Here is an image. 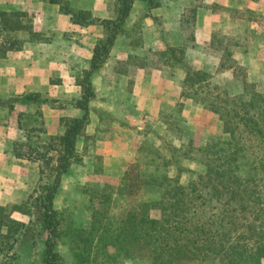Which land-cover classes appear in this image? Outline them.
Listing matches in <instances>:
<instances>
[{
    "label": "trees",
    "instance_id": "obj_1",
    "mask_svg": "<svg viewBox=\"0 0 264 264\" xmlns=\"http://www.w3.org/2000/svg\"><path fill=\"white\" fill-rule=\"evenodd\" d=\"M135 1L147 3V11L161 5L160 0H118L116 18L100 20L87 11L72 12L63 0H49L58 4L60 11L75 24L102 25L104 38L92 49L89 69L82 71L81 78L76 81L80 87L78 98L69 103L83 111L80 118L69 119L61 135L49 136L41 142L43 130L17 121L25 140H15L10 152L17 159L36 164L37 180L19 205L0 206V264H19L17 247L34 232L36 236L47 234L43 264H58L54 246L60 223L54 198L62 176L76 156V142L90 122L89 102L95 96L91 76L106 61ZM202 8H205L203 3H198L184 15L183 12L180 29L189 25L192 30L197 12ZM25 17L26 14L18 11L0 10V57L22 48L16 38L20 32L39 39V33H33L30 26L23 24ZM194 39L193 32L185 41L191 43ZM211 45L209 42L208 46ZM181 47L178 50L183 54L184 42ZM172 49L164 54L166 63L177 62ZM231 59L232 51L226 49V62L230 60V63L218 65L215 73L185 68L181 83V96L215 114L226 138L209 142L200 149L205 158L198 163L202 169L190 173L193 176L185 183H181L182 169L178 165L175 168L180 172L175 176V186L166 175L152 180L151 185L159 189V196L147 201L142 209L127 214L131 245L119 246L114 239L115 244L109 242L101 247L103 252L95 247L99 264L116 258L119 264H125L124 257L136 255L141 248L146 249L148 264H177L184 260L191 264H264V93L248 79L245 69ZM227 72L226 86H223L216 74ZM16 100L38 104L37 95L27 94L15 100L0 99V108L12 110ZM31 138L36 140L31 141ZM187 147H181L182 159L190 156V151L185 150ZM14 213L24 215L27 221L13 218ZM105 229L103 225L99 231L98 244L108 231ZM119 234L122 236V232Z\"/></svg>",
    "mask_w": 264,
    "mask_h": 264
},
{
    "label": "rangeland",
    "instance_id": "obj_2",
    "mask_svg": "<svg viewBox=\"0 0 264 264\" xmlns=\"http://www.w3.org/2000/svg\"><path fill=\"white\" fill-rule=\"evenodd\" d=\"M166 1L169 3L167 7H170L167 18H172L165 24L161 19L162 37L168 47L175 43L185 44L183 54L179 58L181 60L177 58L176 67L166 69L168 73L157 77L155 82L136 86V67H143L151 62L161 64L155 56L158 48H155L157 45L154 42L161 30L159 33L152 31L153 28L149 31L150 28L143 24L141 15H138L133 17L127 28L131 40L130 58L117 64L106 60L107 65L99 76L93 77L99 89H96L97 95L89 103L90 122L76 142V156L68 172L62 176L60 188L54 198V209L60 223L54 246L58 264H99L100 259L94 250L95 247H100L99 252H103L101 247L109 242L115 244L114 239H117L119 246L130 244L127 214L137 211L138 208L142 209L147 201L159 196L160 191L151 185L152 180L166 175L171 178L170 184L175 186V176L180 172L175 168L178 165L182 169L181 183H185L202 169L198 163L205 161V158L200 149L209 142H220L226 138L222 123L215 114L202 111L190 99L181 96L180 81L185 75V68L188 70L193 67L215 73L218 65L226 66L230 63V60L226 62V49L234 54L235 46L232 45L242 42L244 35H260L258 38L262 39L264 34L249 28L244 30L242 36L239 32L226 31L224 5L207 4V0ZM198 3H203L219 16L220 20L215 23L219 26L212 29L209 35L211 46H199L188 52L191 43L185 40L191 33L196 32L195 25L192 30L189 25L181 30L178 16L181 10L184 15ZM242 14L248 22L259 25L262 22V16L255 10H235V16ZM155 24H159V21ZM257 30L261 31L262 28L258 27ZM31 31L39 33L33 28ZM74 44L80 45L78 42ZM231 60L234 61V58ZM82 65L83 60L77 56L72 58L70 74L58 72L52 75L54 82H66L68 88L56 91L51 96L36 92L34 95H37L38 104L16 100V109L15 106L12 110L4 108L7 117L4 118L3 126L10 128L13 124L17 127L18 120L26 126L34 125L44 132L40 133V142L51 132L63 131L71 118L60 114L80 93L79 89L71 88L70 84H76L81 78ZM176 68H180L178 74L173 73ZM216 76L217 80L226 86V73ZM135 86L141 90L143 96L134 89ZM257 88L264 93L262 84L257 85ZM135 91L136 96L133 95ZM19 96L2 100H15ZM19 135L20 132L16 135L17 138ZM18 139L25 140L22 137ZM35 140L31 138V141ZM10 143L11 141L6 144L8 149ZM186 146L188 147L185 150L190 151V156L182 159L181 147ZM17 166L20 167L19 171H22L24 184L29 183L30 190L37 179L36 164L19 161ZM15 218L22 219L18 215ZM122 218L125 219L121 221ZM103 225L108 231L98 244L99 231ZM119 232H122V236ZM36 233L34 232L31 238L23 239L17 247L19 264H43L47 234L44 232L36 236ZM124 260L125 264H148L146 249L141 248L133 256L127 254ZM101 264H119V260L116 258ZM177 264L191 263L184 260Z\"/></svg>",
    "mask_w": 264,
    "mask_h": 264
},
{
    "label": "crops",
    "instance_id": "obj_3",
    "mask_svg": "<svg viewBox=\"0 0 264 264\" xmlns=\"http://www.w3.org/2000/svg\"><path fill=\"white\" fill-rule=\"evenodd\" d=\"M63 1L68 4L72 12L78 13L80 11H87L94 18L100 20H114L119 10L118 0ZM167 2L166 0H160L161 5L158 8L147 11V3L135 1L128 18L122 26V30L116 36L107 56L106 60L108 62L112 60L114 64L120 61H126L130 58L131 40L127 28L130 26L135 16L141 15L140 19H142L144 25L150 28L149 31L153 28L152 31L159 33V30H161L158 37L156 36V41L154 40L157 45L155 48H158V51H156L158 53H155V56L160 60L161 64L157 65L151 62L143 67H136L135 72L138 78L135 83L138 87H141L145 82H155L157 77H162V74L168 73L166 69L176 67L175 62L166 63L163 60L164 54L168 49L173 48L172 56L174 58L179 59L182 54L178 50L182 48V43H175L168 47L166 45V40L162 37L161 32L163 28H161L160 25L161 19L165 24L172 18H167L170 12V7H167L169 3ZM209 3H217L226 6V31L232 30L233 32H239V35L242 36L244 30L249 28L254 29L257 33L262 32L264 34V0H207V4ZM243 9L245 12L248 9L255 10L256 13L261 15L262 22L260 25L248 22L245 20L243 14L239 17L235 16V10L241 11ZM0 10L5 12L18 11L26 14V17L23 19V24L39 32V39H32L25 31L18 33L16 38L22 43V48L8 51L5 56L0 57V99L16 98L19 95L36 94V92L51 96L54 95L53 93L56 91L68 88L69 85L66 82L62 84L54 82L52 75L58 72L70 74L72 58L77 56L83 60L82 71L88 70L92 49L98 41L104 38V29L102 25L96 23L84 27L75 24L68 15L60 11V6L58 4L50 3L49 0H0ZM182 12L183 10L179 12V20ZM155 17H157L158 20H156ZM218 20H220L219 16L214 14L209 7L198 10L196 22L194 24L196 30L195 39L191 42L188 52H192L199 46H208L210 42L209 35L212 29L219 26L215 24ZM157 21H159V24L156 25L155 22ZM258 27L262 28V30L258 31ZM259 36L260 35L257 37H245L244 35L242 42L235 46L233 50L235 53H232V58H234L236 65L245 69L250 81L257 85L262 84L264 87V38L260 39L258 38ZM69 40H71V42ZM77 42L80 45L77 46L74 44ZM106 65L107 64L104 62L102 67L91 76L90 80L95 96L97 95L96 89L98 91L99 88L94 83L95 79L93 77H98ZM180 68H178V70L177 68L174 69L173 73L178 74L177 71L180 72ZM226 74H228V72ZM184 77L180 82H182ZM70 85L71 88H77L80 91V87L77 86L75 82ZM136 86L134 89L143 96L141 90L139 88L137 89ZM136 91L133 93L135 96L137 94ZM79 94L80 93H78L74 99L78 98ZM141 95L140 98H142ZM92 100L93 98L90 102ZM138 104H140L139 100ZM16 108L17 106H15L14 109ZM89 108L91 107L89 106ZM13 114L14 112L12 111L11 115ZM6 115V109L0 108V206L4 207L23 202L32 190V188L29 190V183L26 185L24 184L22 171H19L20 167L17 166V162L19 161H28L15 158L10 152V147L9 149L6 147L7 143L11 141V145L15 140L21 137V132L18 127H15L13 124H11L10 128L3 126L4 118L7 117ZM60 115L69 118H80L83 115V111L69 105ZM63 131L51 132L49 136L61 135ZM18 132H20V135L17 138L16 135ZM36 180L37 179H35L34 183ZM17 215L22 218L19 220L27 221L24 215L18 213L12 214V217L15 218Z\"/></svg>",
    "mask_w": 264,
    "mask_h": 264
}]
</instances>
